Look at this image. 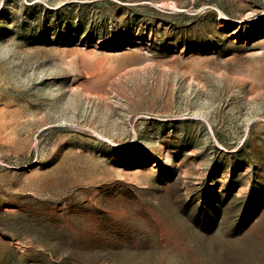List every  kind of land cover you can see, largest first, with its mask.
Instances as JSON below:
<instances>
[{
    "label": "rangeland",
    "instance_id": "obj_1",
    "mask_svg": "<svg viewBox=\"0 0 264 264\" xmlns=\"http://www.w3.org/2000/svg\"><path fill=\"white\" fill-rule=\"evenodd\" d=\"M0 264H264V0H0Z\"/></svg>",
    "mask_w": 264,
    "mask_h": 264
}]
</instances>
